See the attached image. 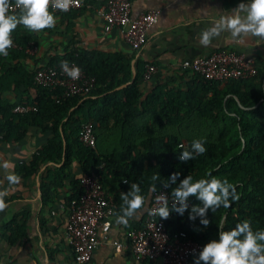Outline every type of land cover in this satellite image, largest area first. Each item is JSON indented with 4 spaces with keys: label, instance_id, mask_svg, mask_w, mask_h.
I'll return each mask as SVG.
<instances>
[{
    "label": "trees",
    "instance_id": "obj_1",
    "mask_svg": "<svg viewBox=\"0 0 264 264\" xmlns=\"http://www.w3.org/2000/svg\"><path fill=\"white\" fill-rule=\"evenodd\" d=\"M49 10L55 17L64 14ZM58 28L55 25L39 33ZM39 33L19 25L12 39L21 48L0 55V140L20 143L33 128L50 134L30 163H22L17 170L21 175H36L46 163L55 165L41 178L46 205L54 204L51 189L58 193L70 188L63 202L67 210L83 194L81 179L72 172L74 163L79 164L81 174L96 172L113 196L116 216L123 203L121 194L133 183L140 185L149 208L153 175L160 177L154 182L158 189L170 183L173 173H179L176 184L168 186L171 193L188 175L195 181L209 178L211 173L233 183L239 200L232 201L230 208L220 207L215 213L209 210L210 224L205 227L199 217L189 219L191 206L200 203L191 197L190 207L182 216L173 212L165 220L171 238L194 240L204 247L219 239V226L228 231L245 219L251 221L254 231L264 230V68L259 67L252 79L231 82L208 81L185 70L179 85H157L145 94L141 82L146 64L136 56L67 47L62 54L50 56L44 67H56L62 61L75 63L96 78L97 86L87 96L65 97L60 88L38 85L35 74L44 67L31 68L27 63L34 59L27 48L37 43ZM134 67L135 81L116 90L132 81ZM11 94L14 101L9 98ZM18 105L30 108V112L14 113ZM86 123L94 126L95 148L80 141ZM197 139L205 141L207 151L182 162L180 153L191 151ZM17 230L14 219L3 233L17 235ZM9 242H13L11 238Z\"/></svg>",
    "mask_w": 264,
    "mask_h": 264
},
{
    "label": "crops",
    "instance_id": "obj_2",
    "mask_svg": "<svg viewBox=\"0 0 264 264\" xmlns=\"http://www.w3.org/2000/svg\"><path fill=\"white\" fill-rule=\"evenodd\" d=\"M81 1V9L58 14V29L52 33L38 32L37 43L27 48V54L34 57L27 61L31 68L44 67L50 56L62 54L67 47L136 56V60L145 64L154 63L158 67L152 81L141 82L145 94L157 85H179L180 76L186 70L183 62L220 51L244 54L253 58L258 68H264V43L256 45V37L250 36L244 43H238L225 32L207 47L200 44L202 30L210 27L222 12L228 13L237 7L241 0H131L134 18L148 11L160 14L157 24L148 32L145 47L140 51H134L119 30L106 32L105 23L97 14L105 0ZM9 98L14 101L12 94ZM49 137V133L33 128L20 143L7 144L0 140L1 180L6 174L19 177L17 184H9L4 180L2 185L9 195L5 197L8 207L0 211V264H79L67 239L68 210L62 208L70 188L58 193L51 189L54 204L46 205L44 202L41 178L55 165L46 163L36 175H29L28 172L21 175L17 172L22 163H30L32 156ZM72 172L77 179L83 175L78 163H74ZM147 211L148 203L139 219H130L124 225L116 222L115 215L110 227H100L99 236L102 239L108 237L110 241L97 249L89 264H157L159 261L138 263L129 246L128 232L140 227ZM14 219L18 227L17 235L3 233L6 225ZM9 238L13 242H9ZM113 241L122 243L123 251L118 252L111 243Z\"/></svg>",
    "mask_w": 264,
    "mask_h": 264
},
{
    "label": "built area",
    "instance_id": "obj_3",
    "mask_svg": "<svg viewBox=\"0 0 264 264\" xmlns=\"http://www.w3.org/2000/svg\"><path fill=\"white\" fill-rule=\"evenodd\" d=\"M12 3L14 5V2ZM82 7L81 0H74L67 12L76 11ZM50 9L54 12H62L51 7ZM11 11L15 13L20 10L13 7ZM97 14L104 21L106 32L119 30L125 42L134 51H140L145 47L148 32L157 24L160 15L157 11H148L134 18L131 0H105L97 10ZM20 48L13 41L10 49ZM69 66L78 67L75 63ZM183 68L199 74L208 81L216 82L249 80L258 74V67L253 58L234 51H220L209 56L187 60L183 62ZM157 72L158 67L154 63H146L143 81H152ZM35 82L46 88H60L65 97L87 96L97 86L96 78L89 76L82 69L79 78L72 79L63 71L61 65L39 69L35 74ZM29 112L30 108L26 106L18 105L14 108V113L17 114ZM80 141L86 147L95 148L97 140L92 123H86L83 126ZM80 179L84 192L79 199L72 202L68 210L66 234L76 253L77 262L89 264L97 249L110 241L108 237L102 239L99 236V228L111 226V220L115 216V206L113 196L104 189L96 172L83 174ZM161 194L168 196L171 208L173 199L169 188L162 186L156 189V192L152 193L144 225L128 232L133 257L138 263L159 261L157 264H191L192 259L198 257L203 247L194 240L183 241L178 237L171 238L165 219L155 214V210L160 206L155 198ZM62 208L65 209V206L63 205ZM111 243L118 252L123 251L122 243L119 241Z\"/></svg>",
    "mask_w": 264,
    "mask_h": 264
},
{
    "label": "clouds",
    "instance_id": "obj_4",
    "mask_svg": "<svg viewBox=\"0 0 264 264\" xmlns=\"http://www.w3.org/2000/svg\"><path fill=\"white\" fill-rule=\"evenodd\" d=\"M74 0H0V55L7 56L8 49L13 46L12 33L19 25L26 29L39 32L44 29L54 28L56 17L49 9H58L67 12ZM18 8L19 14H13L12 8ZM229 33L231 39L244 43L248 37L258 38L257 44L264 43V0H248L241 2L228 13H221L212 25L200 33V44L207 47L222 33ZM63 71L72 79H78L81 69L69 66L68 61H62ZM203 139L194 140L191 151L184 150L179 155L182 162L203 155L207 149ZM179 173H173L169 178L171 184H176ZM209 178L195 180L191 175L181 180L171 192L173 203L169 207L168 196H156V203L160 206L155 210L162 219H168L175 212L181 216L190 207L189 200L195 197L200 203L191 206L189 219L195 221L200 218V223L207 227L210 220L207 218L209 210L215 213L220 207L230 208L232 201L239 200L236 186L227 178L221 179L207 174ZM159 175H153V183L148 193L156 192L155 181ZM6 180L9 184L19 183V177L6 174L0 180V211L8 207L5 197L9 195L6 188H2ZM126 183V181H125ZM170 183L164 184L168 187ZM123 201L120 213L116 216L118 224L127 225L130 219H139L146 204L147 197L142 193L139 184L133 183L127 193L121 194ZM219 239H213L199 252L194 264H264V230H253L248 219L238 223L233 229L225 231L219 226Z\"/></svg>",
    "mask_w": 264,
    "mask_h": 264
},
{
    "label": "water",
    "instance_id": "obj_5",
    "mask_svg": "<svg viewBox=\"0 0 264 264\" xmlns=\"http://www.w3.org/2000/svg\"><path fill=\"white\" fill-rule=\"evenodd\" d=\"M133 72H134V76H133L132 81L130 83H128V84H125V85L120 86L116 90H122V89L126 88L127 86H129L130 84H132L135 81V78H136V70L134 69ZM64 144L66 145V141H64ZM150 201H151V198H150Z\"/></svg>",
    "mask_w": 264,
    "mask_h": 264
},
{
    "label": "rangeland",
    "instance_id": "obj_6",
    "mask_svg": "<svg viewBox=\"0 0 264 264\" xmlns=\"http://www.w3.org/2000/svg\"><path fill=\"white\" fill-rule=\"evenodd\" d=\"M109 149H111V150H112V148H109Z\"/></svg>",
    "mask_w": 264,
    "mask_h": 264
}]
</instances>
